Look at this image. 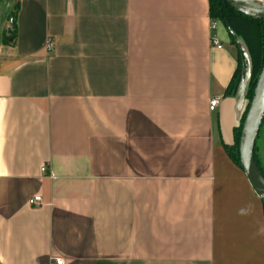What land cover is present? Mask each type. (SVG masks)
I'll return each mask as SVG.
<instances>
[{
  "label": "crops",
  "instance_id": "0c3cea01",
  "mask_svg": "<svg viewBox=\"0 0 264 264\" xmlns=\"http://www.w3.org/2000/svg\"><path fill=\"white\" fill-rule=\"evenodd\" d=\"M210 22L208 0L0 1V264H264Z\"/></svg>",
  "mask_w": 264,
  "mask_h": 264
},
{
  "label": "trees",
  "instance_id": "16d2710c",
  "mask_svg": "<svg viewBox=\"0 0 264 264\" xmlns=\"http://www.w3.org/2000/svg\"><path fill=\"white\" fill-rule=\"evenodd\" d=\"M2 1V0H0ZM263 1L264 0H258ZM209 3V18L213 22L221 23L228 33L230 43L237 49L238 60L237 67L233 76L226 88L225 96L235 95L239 84L244 77V59L240 47L236 44L237 40L242 41L248 51L250 63L252 66V73H258L264 68V21H257L241 15L234 11L222 0H208ZM13 29L9 32L7 37H3L2 43L4 45H13L15 42V22L13 21ZM258 78V77H257ZM257 78L249 79L246 92L247 107L242 117L241 123L237 129L234 130V142L231 146H224V151L229 160L237 166L240 170L238 142L242 123L251 101ZM254 161L264 178V172L260 166L257 158L256 146L254 148Z\"/></svg>",
  "mask_w": 264,
  "mask_h": 264
},
{
  "label": "water",
  "instance_id": "95a60500",
  "mask_svg": "<svg viewBox=\"0 0 264 264\" xmlns=\"http://www.w3.org/2000/svg\"><path fill=\"white\" fill-rule=\"evenodd\" d=\"M234 11L257 21H264V2L258 0H222ZM241 80L237 92L241 87ZM247 85L245 94L247 92ZM264 120V68L261 70L251 101L248 105L244 121L242 123L238 154L241 170L256 197L264 205V178L261 175L255 161L254 148L256 140Z\"/></svg>",
  "mask_w": 264,
  "mask_h": 264
},
{
  "label": "rangeland",
  "instance_id": "374dc122",
  "mask_svg": "<svg viewBox=\"0 0 264 264\" xmlns=\"http://www.w3.org/2000/svg\"><path fill=\"white\" fill-rule=\"evenodd\" d=\"M236 44L238 45V47H240L242 55H243V59H244V70H243L244 77L242 78L243 81H242L241 87L239 89V93L241 94L242 91H245L246 83L249 82V79L250 80L254 79V77L257 78L258 77V73H256V72L252 73V66H251V63H250V58H249V55H248V51H247L246 47L244 46V44L242 43V41H238L237 40ZM259 136H260V140H261V138L264 137V120H263L262 127L260 129ZM258 161H259V163L261 165L260 159H258Z\"/></svg>",
  "mask_w": 264,
  "mask_h": 264
},
{
  "label": "built area",
  "instance_id": "2783aa9c",
  "mask_svg": "<svg viewBox=\"0 0 264 264\" xmlns=\"http://www.w3.org/2000/svg\"><path fill=\"white\" fill-rule=\"evenodd\" d=\"M216 25H217V22H213V21H211V22H210V30H212V31L215 30V29H216ZM211 43H212V45H214V46L217 47L218 49L221 48L220 46H218V44H217V42H216L215 40H212ZM50 47H51V44L48 43V48H50ZM218 103H219V99H218V98H215V99L211 100V101L209 102V110H210V111H214V110L216 109V107L218 106ZM41 172L44 173V172H45V168H42V169H41ZM28 204H29L30 206H32V207H34V206H38V205L41 204V199H40V197H34V198H32V199L29 200ZM55 264H63V261H61V260H56V261H55Z\"/></svg>",
  "mask_w": 264,
  "mask_h": 264
}]
</instances>
